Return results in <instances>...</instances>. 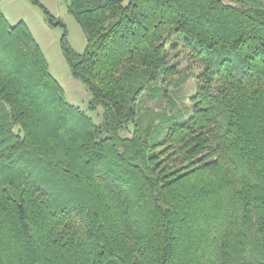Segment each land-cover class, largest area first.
<instances>
[{"label":"trees","instance_id":"trees-1","mask_svg":"<svg viewBox=\"0 0 264 264\" xmlns=\"http://www.w3.org/2000/svg\"><path fill=\"white\" fill-rule=\"evenodd\" d=\"M68 10L86 110L0 0V264H264V0ZM181 50L200 67L188 111L166 87Z\"/></svg>","mask_w":264,"mask_h":264},{"label":"rangeland","instance_id":"rangeland-1","mask_svg":"<svg viewBox=\"0 0 264 264\" xmlns=\"http://www.w3.org/2000/svg\"><path fill=\"white\" fill-rule=\"evenodd\" d=\"M38 1L39 3H35L33 0H1V5L7 20L11 24H15L20 20H24L28 24L48 59L51 73L63 85L67 100L86 110L91 100V93L82 80L73 76L65 58L61 42L66 30L70 45L76 51L82 52L86 47V35L75 17L68 10L70 0ZM45 8L49 11V15H52L55 20L63 22L65 27L62 24L49 23ZM180 53V72L174 80L166 84V87L171 92V95L177 99V109L188 111L192 107L189 96L196 91V73L200 67L186 58L184 51L181 50ZM155 96L156 94L154 93L148 94L145 92L142 96L144 105L149 109L165 107L170 111L171 106L167 99H164L160 105ZM89 113L96 122L102 120V115L96 112Z\"/></svg>","mask_w":264,"mask_h":264}]
</instances>
